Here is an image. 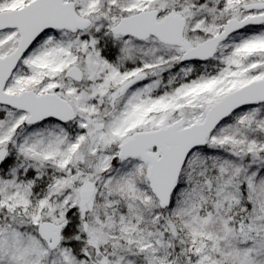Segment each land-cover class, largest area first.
I'll list each match as a JSON object with an SVG mask.
<instances>
[{
  "label": "snow or ice",
  "instance_id": "obj_1",
  "mask_svg": "<svg viewBox=\"0 0 264 264\" xmlns=\"http://www.w3.org/2000/svg\"><path fill=\"white\" fill-rule=\"evenodd\" d=\"M0 264H264V0H0Z\"/></svg>",
  "mask_w": 264,
  "mask_h": 264
}]
</instances>
